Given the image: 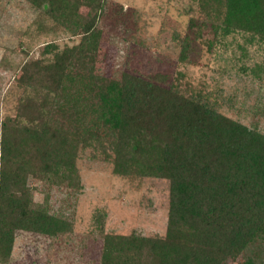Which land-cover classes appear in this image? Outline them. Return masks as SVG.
Returning a JSON list of instances; mask_svg holds the SVG:
<instances>
[{"label": "trees", "instance_id": "trees-1", "mask_svg": "<svg viewBox=\"0 0 264 264\" xmlns=\"http://www.w3.org/2000/svg\"><path fill=\"white\" fill-rule=\"evenodd\" d=\"M25 1L79 39L63 48L46 44L48 61L18 64L14 111L0 126L1 261L11 254L16 230L50 237L70 231V223L33 202L28 180L78 190L76 156L90 147L110 159L116 175L169 182L165 234H104L100 264H149L153 257L156 264H225L243 254H250L248 264H260L264 133L182 89L179 78L97 74L96 20L104 0ZM200 3L216 5V21L208 25L214 37L243 31L249 41L264 40V0ZM72 4L88 7L87 15L71 10ZM203 25L191 19L188 29ZM213 40L203 42L210 48ZM179 42L183 61L189 36Z\"/></svg>", "mask_w": 264, "mask_h": 264}, {"label": "rangeland", "instance_id": "rangeland-1", "mask_svg": "<svg viewBox=\"0 0 264 264\" xmlns=\"http://www.w3.org/2000/svg\"><path fill=\"white\" fill-rule=\"evenodd\" d=\"M71 10L88 13L82 5L72 4ZM215 10V4L200 0H104L96 20L101 31L93 61L96 73L116 79L123 73L146 78L161 74L169 82L179 78L182 89L202 94L221 114L264 133V40L249 41L243 31L214 37L208 25L216 21ZM191 19L207 26L189 30ZM185 36L190 49L182 61L179 41ZM78 39L25 0H0V126L14 111L20 61H48L46 44L63 48ZM204 40H213L212 46ZM97 153L90 147L78 150V190L28 180L33 202L63 218L71 229L56 237L16 230L11 254L6 262L0 256V264H100L104 234H165L169 182L116 175L110 159ZM247 255L225 264H248ZM258 260L264 264V257Z\"/></svg>", "mask_w": 264, "mask_h": 264}]
</instances>
